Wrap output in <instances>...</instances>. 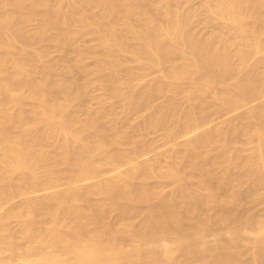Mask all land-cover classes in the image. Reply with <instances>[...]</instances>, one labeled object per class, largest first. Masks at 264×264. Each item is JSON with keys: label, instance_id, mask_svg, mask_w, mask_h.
<instances>
[{"label": "bare ground", "instance_id": "bare-ground-1", "mask_svg": "<svg viewBox=\"0 0 264 264\" xmlns=\"http://www.w3.org/2000/svg\"><path fill=\"white\" fill-rule=\"evenodd\" d=\"M84 2L90 10L95 7L101 12L88 16L78 0H0V11L12 8L0 12V210L15 195L28 196L17 208L0 215V233L7 231L11 219L22 220L18 238L23 245L8 241L11 235L0 236V249L5 245L11 255L24 247V253L41 255L43 264H242L237 249L243 229L233 231L228 244L212 247L201 225L206 210L215 212V207L218 222L251 227L247 221V225L240 224L227 209L239 207L249 197L258 205L264 203V106L245 108L241 115L225 119L254 97L264 95V57L255 60L264 54V1H205L206 13L213 15L210 23L225 20L235 33L230 38H218V34L214 38L215 33L212 37L209 33L207 38L202 35L204 39L188 27L191 18L176 8L177 0ZM32 23L38 25L34 38L40 42L49 31H57L63 44H68L67 40L78 38L74 37L77 31H69L75 25L91 38L105 39L106 47L100 45L104 49L93 55L101 89L112 99L121 98L123 111L126 108L139 115L151 111L150 116L144 114L146 119L136 127L130 123L118 127L116 122L109 127L113 120L105 121L111 111L94 112L85 105L91 96L89 75L76 80L67 78V73V77L63 73L53 76L54 66H38L44 53L16 47L17 42L32 44L25 36ZM126 57L147 64L126 69L124 74L132 82L144 78L149 69H158L163 76L127 94L119 92L122 75L117 69ZM77 59L70 64L64 60L68 63L64 71L74 63L66 71L74 74L71 78L86 70L83 62L88 58ZM161 99L164 101L159 104ZM27 101L35 102L28 110ZM76 102L88 115L85 120L79 117L81 112L73 110ZM10 103L17 109L12 110ZM221 119L225 121L214 125ZM202 127L210 128L191 136ZM160 132L166 144L177 142V149L169 150L170 163L160 167L138 163L139 157L155 151L150 135ZM238 144L256 146L252 155L246 156V149ZM183 152L186 155L179 157ZM163 161L169 160H159ZM157 178L180 185L160 203L151 204L135 226L133 218L138 211L131 205L145 206L166 193L163 182L154 184ZM89 179L97 181L80 184ZM58 182L67 186L63 192L57 189L56 194L30 197L45 186L55 188ZM110 217L116 220L112 224L107 221ZM44 220L52 226L48 228ZM43 223L46 233L40 228ZM253 232L259 246L254 261L263 264L264 221L258 222ZM2 259L0 264H18Z\"/></svg>", "mask_w": 264, "mask_h": 264}, {"label": "rangeland", "instance_id": "rangeland-1", "mask_svg": "<svg viewBox=\"0 0 264 264\" xmlns=\"http://www.w3.org/2000/svg\"><path fill=\"white\" fill-rule=\"evenodd\" d=\"M84 1H86V0H83V2ZM154 1H157V3L158 2H161V0H154ZM178 2H177V5L179 6H176V8L177 9H179V11L181 10V14L182 15H186V16H188V17H190L191 18V21H190V23H189V25L192 27L193 26V28H191L190 26H188L190 29H192L193 30V32L195 33V35L197 36L198 35V37L199 36H202V35H205V37H206V35L207 34H211V37H212V35L214 34V38H217L215 35H219V37L218 38H220L221 36L223 37V36H225V37H227L228 36V38H230L231 37V34L234 36V33H235V29L233 30V25H230L231 23H229V22H226L225 20H221V19H216L213 23H210L211 22V19H209V18H211L212 16H211V14L209 13V12H207L206 13V7H204L205 5L204 4H206V2L205 1H211V0H177ZM264 1V0H263ZM78 2H80V4L83 6V5H85V6H83V8H85V9H83L87 14H89L88 16H91V15H94V14H99V12H101V10L99 9V8H97V9H99V10H97L95 7H92V9L90 10V8H91V6H87V4H86V2H82V0H78ZM203 7H204V11H203ZM5 8V7H4ZM3 8V10L2 11H0L1 13H7V12H10L11 10L10 9H12L11 7H10V9H9V6L8 7H6L5 9ZM88 8V9H87ZM95 8V9H94ZM66 9V10H65ZM64 9V11H69V8L67 9V8H65ZM10 10V11H9ZM88 12H90V13H88ZM86 13H84V14H86ZM185 13V14H184ZM195 13H197V14H195ZM86 14V15H87ZM196 16H195V15ZM163 21V22H162ZM162 23H164L165 22V19H162ZM209 22V23H208ZM208 24V25H207ZM211 24H212V26L213 27H211ZM38 25H37V23H35V24H30V25H28V27L25 29V36L26 37H28V39H30L31 41H32V44L30 45V46H28V44L27 45H25V44H23L22 42H17L16 43V47L19 49V50H22V51H26V52H30V53H32V52H34V53H36V54H38L39 53V55H41V54H43L44 53V57H43V55H42V57H41V61L44 63L43 65H42V62L40 61V62H38V66H39V63H41L40 64V66H39V68L40 67H42V66H45L44 68H48V67H53L54 66V69L52 68V71H51V74L54 76V75H59V74H62L63 73V75H65L66 73H67V75H68V77H67V75H65L67 78H69V79H74V80H76L78 77V79H81V78H84L85 79V77H87L88 75H89V77H87V79L88 80H90V81H88L87 80V82H88V84H89V86H88V88H90V90L88 89V92H89V94L91 95H89L90 97H88V100L86 101V99L84 100V102L86 103H84L85 105H89L88 107H91V110H93L94 112H99V110L100 109H102V110H100V112L101 111H106V112H112L113 114H111V117H109V119H107V121H105V122H111V120H113L111 123H113V124H111L110 123V125H109V127H113V125H114V122H116V123H118L117 125H118V127H124V125H128L129 123V125L131 126V127H136L135 125H139V124H141L146 118H148L149 116H150V114H151V111H145V112H142L141 114H143V120H142V118H140V116H141V114L139 115V113H133V112H131V111H128V109H124V111H123V105H121L122 103V99L121 98H114V99H112V97L110 96H108V95H110V93L109 92H105V90L104 89H101L102 88V86H101V84H100V81L98 82L97 81V79H99V76L100 75H98V71H96L98 68H97V62H96V60H95V56H94V58H93V55L94 54H96L95 52H97V53H100L101 51H102V49H104L105 47H106V41H105V39H103V38H100V37H97V36H93L92 35V38L89 36V34H87L86 33V30L84 31V29L83 30H80V31H84L83 33H86L87 35H88V37H86L87 35H85L84 37H83V33H81L78 29H82L79 25L77 26V25H75L76 27H74V26H71L70 27V29H69V31H72V30H74V33L77 31V32H79L78 34H77V32H76V36H74V37H78L77 39L76 38H72V39H69V40H67V41H69L68 42V44L67 43H65L64 42V44H63V41H61V39L59 38L60 36H59V33L56 31H49V33H47V38L44 40V39H42L43 41L42 42H40L41 40H39V41H37V40H35L37 37V34H35V33H37V31H38V27H37ZM209 26V27H208ZM37 27V28H36ZM72 27H74L75 29H72ZM194 28L196 29V32L198 33H196L195 32V30H194ZM37 30V31H36ZM233 31H234V33H233ZM81 33V35L79 36V34ZM201 34V35H200ZM227 34V35H226ZM229 34V35H228ZM34 35H35V37L36 38H34ZM78 35V36H77ZM209 35H207V37H208ZM94 37H95V39H94ZM204 36H202V38L201 37H199V38H201V39H204L205 38ZM206 37V38H207ZM31 38H33L35 41H37L35 44H33L34 43V40H32ZM59 39V40H58ZM98 39V40H97ZM72 40V41H71ZM76 40V41H75ZM99 40H100V42H99ZM59 41V42H58ZM66 41V42H67ZM72 42V43H71ZM99 43V44H98ZM59 44V45H58ZM103 44V45H102ZM65 45V46H64ZM67 45H68V47H67ZM71 45V46H70ZM73 45V46H72ZM100 45H102V46H104V48L102 47V46H100ZM59 47H60V49H59ZM65 47V49L64 50H62L63 48ZM67 47V48H66ZM72 47V48H71ZM78 47V48H77ZM102 47V48H101ZM67 50V52H65ZM72 50V51H71ZM70 51V52H69ZM77 51V53H75ZM95 51V52H94ZM100 51V52H99ZM64 52V53H63ZM72 52H74V53H72ZM83 53V55H84V60L86 59V58H88L87 60H85L83 63H84V65H86V68L84 67V65H83V67H82V69L83 68H85L86 70H87V72H86V70H79L77 73H75V77L74 78H71L72 76H74V74H68V72H66V71H69L70 70V67L75 63V61H76V59L77 58H80L81 56H83L82 55V53ZM85 52H88V53H85ZM90 52V53H89ZM94 52V53H93ZM93 53V54H92ZM64 54V55H63ZM65 54H66V56H65ZM81 55V56H79V55ZM90 54V55H89ZM85 55H89V56H85ZM92 55V56H91ZM264 54H262L261 56H259V58L257 57L255 60H258V59H260V58H262V57H264L263 56ZM76 57V58H75ZM43 59V60H42ZM94 59V60H93ZM63 60V61H62ZM64 60L66 61V60H69V61H66V62H68L69 64H70V61H72V62H74V63H72L71 65H69V69H66V71H64L65 70V68H67V66H68V63H67V65H66V62H64ZM78 60V59H77ZM96 62V63H95ZM145 64L146 63H144V65L143 64H141V65H143V66H145ZM140 65V63H138V62H136L135 60H133L132 58H130V57H126V59H125V62H123L122 63V66L121 67H118V69H117V72L120 74V76H121V81H122V83H120V84H118V88H117V90L120 92L121 91V93L123 92L124 94H127L126 92H130L131 90H133V89H137V88H140V85H142V86H144L145 84L146 85H148V84H152L151 82H155L156 81V79L158 78V79H160V77H162L163 75H162V73H161V71H158V69H154V71H151V70H153V69H149L148 71L149 72H146V74L144 75L145 77L144 78H142L141 80H137V81H131L130 79H129V76H128V74L127 75H125L124 73H127V72H125L126 71V69H127V71H128V69L129 68H132V69H135V68H138L139 66H141ZM46 66H48V67H46ZM65 66V67H64ZM146 66H147V64H146ZM43 68V69H44ZM42 69V68H41ZM54 70V71H53ZM160 70V69H159ZM96 71V72H95ZM65 72V73H64ZM87 74H86V73ZM97 73V74H96ZM80 74V75H79ZM85 74V75H84ZM96 74V75H95ZM83 75V76H82ZM71 76V77H70ZM78 76V77H77ZM82 76V77H81ZM81 77V78H80ZM127 77H128V79H127ZM90 78V79H89ZM124 78V79H123ZM123 79V80H122ZM157 79V80H158ZM155 80V81H154ZM120 81V82H121ZM141 86V87H142ZM119 89H121V90H119ZM264 95H260V96H256V97H254L253 98V100H251L250 102H248V103H246L245 105H243L242 107L243 108H241V110H239V111H237V112H232L231 114H229V115H227L226 117H225V119H227V120H229V119H232V118H234L233 116H235V117H237L238 115H239V113H240V115H241V112L242 113H244L248 108L249 109H252V108H254L255 106L256 107H262V106H264V97H263ZM261 97H263L262 99H261ZM0 100H2V98L0 97ZM164 100L163 99H161L160 100V102L159 101H156V105L158 104V102H159V104H161L162 102H163ZM26 109L28 110L29 108H31L34 104H35V102L34 101H27L26 102ZM76 104H77V107H76V105H75V103L73 104V107H74V105H75V107L77 108H75V109H73L74 111H76V110H78L79 112H77V113H82L81 115H83L82 117H81V115H79V117L82 119V120H85L87 117H88V115H85L86 113L85 112H83V111H80V109H78V104H81V103H79V102H76ZM247 105V106H246ZM259 105V106H258ZM262 105V106H261ZM11 108H12V110H16L17 109V106L14 104V103H10V105H9ZM121 107V109H119ZM123 107V108H122ZM79 108H81V105H80V107ZM104 108H107V109H104ZM245 108H246V110H245ZM110 109V110H109ZM242 109H243V111H242ZM97 110V111H96ZM113 110V111H112ZM115 110V111H114ZM118 113H117V112ZM122 113H121V112ZM128 111V112H127ZM116 113V114H115ZM126 114V115H125ZM129 114V115H128ZM132 114V115H131ZM144 114H145V117L146 118H144ZM148 114V115H147ZM120 115H121V117H120ZM128 115V116H127ZM123 116V117H122ZM85 117V118H84ZM126 119H125V118ZM130 119H129V118ZM137 117V118H136ZM139 117V118H138ZM111 118V119H110ZM122 118V119H121ZM229 118V119H228ZM119 121H118V120ZM141 119V120H140ZM225 119H221V120H219V121H217L218 123H214V125H217V124H219V123H222L223 121H225ZM117 120V121H116ZM125 120V121H124ZM128 120V121H127ZM130 121V122H129ZM222 121V122H221ZM126 122V123H125ZM134 122H135V124H134ZM124 123V124H123ZM123 124V125H122ZM133 124V125H132ZM122 125V126H121ZM211 127V126H210ZM210 127H202V128H200V129H197V130H195L194 132H193V134H191V136L192 137H195V136H197V135H200V134H202L204 131H207ZM205 128V129H204ZM199 130V131H198ZM197 134H196V133ZM202 132V133H201ZM161 134H159V133H157V134H155V133H153L152 135H150V137L151 138H153V140H154V144H155V146H156V149H155V151L154 150H152V151H149V152H147V155H146V153L143 155V157L144 158H142V156H141V158L139 157V159H138V163H143V164H155L156 163V166L157 167H160V165H163L164 166V164L166 165L167 164V162L168 163H170V158L169 157H171L172 155H170L171 153L170 152H172V150L174 151V149H177V142L176 143H165V141L164 140H162V138H161V135H162V132H160ZM200 133V134H199ZM156 135H160V138H158V137H156ZM157 138V139H156ZM156 139V140H155ZM163 141V142H162ZM160 143V144H158L157 145V143ZM164 144V145H163ZM157 146H158V148H157ZM162 146H165V147H163L162 148ZM256 145L254 144V145H251V146H244L243 144H238L237 145V147L238 148H244V149H246V152L244 153L246 156H247V154L248 153H250L251 155H252V152L254 151V147H255ZM251 147V148H250ZM251 149V150H250ZM165 150V151H164ZM169 150H170V152H169ZM250 150V151H249ZM154 151V152H153ZM162 151V152H161ZM166 151L168 152V153H166ZM159 152V153H158ZM164 152V153H163ZM152 155H151V154ZM156 153V154H155ZM165 154V156H168V157H165L164 155H162V154ZM170 153V154H169ZM162 156H161V155ZM166 154H168V155H166ZM186 155V153L185 152H183L179 157H183L182 155ZM249 154V155H250ZM156 156V158H154ZM163 157V158H162ZM165 158V159H164ZM167 158V159H166ZM169 158V159H168ZM155 159H157V161L155 160ZM169 160V161H166V163H164L165 161H163L162 163H160L159 162V160ZM149 162V163H148ZM153 162V163H152ZM159 162V163H158ZM159 164V165H158ZM125 168H126V166H124ZM128 168H130L129 167V165L127 166ZM124 168V169H125ZM128 168H126L127 170H129ZM62 169H65L64 167H62ZM123 169V170H124ZM127 170H125V171H127ZM205 177V176H204ZM91 180V181H90ZM94 180V181H93ZM97 180L96 179H89L88 181H84V183L82 184V183H80L82 186L84 185V186H87L88 184L90 185V184H93V183H95ZM153 181H155L154 182V184H156L157 182L159 183V182H163L164 183V186H163V191L165 190V192L166 193H161L160 195H164L163 197L162 196H159V198H161V199H159V198H155L154 200H152L151 201V203H149V204H146L145 206L144 205H138V204H132L131 206L132 207H134L135 208V210H137L138 211V214H136L135 216L137 217L136 219H135V216H134V218H133V221L134 220H136V221H134L133 223L135 224V222L137 223L135 226H139V224L142 222V220L141 219H143V217H144V215H146L148 212H149V210H150V208L153 206V205H156V203L158 204V202L160 203L161 202V200L163 201V199L164 198H166V197H168V194L169 195H171V194H173V193H175L176 191H175V189H178V186L180 185H178V183H169V182H164V181H162L161 179H154ZM153 181L151 182L152 184H153ZM60 182H62V183H65L64 181H60ZM62 183H57V185L59 184L60 186H58L57 188H56V186L57 185H55V188L53 187V188H49V187H47V186H45L46 187V189L43 187V188H41V189H39L38 191H36L34 194H31V198L32 199H38V198H42V197H44V196H47V195H52L54 192V194H56V191H61V192H63L62 190H65V188L67 187L65 184H62ZM165 185H166V187H165ZM10 186L11 187H14L15 186V183L13 182L12 184H10ZM61 186H62V188H64V189H62L61 188ZM66 186V187H65ZM49 188V189H48ZM248 188V186L246 185V187H245V190ZM58 189V190H57ZM61 189V190H60ZM59 191L57 192V193H59ZM175 191V192H174ZM60 192V193H61ZM26 197H28V196H25V195H15L13 198H11L9 201H7V203L2 207V210H0V215L1 214H5V213H7L8 211H10L11 209H14V208H17L21 203H22V201H24L25 199H26ZM29 197V198H30ZM157 199H158V201H157ZM251 199H254V198H252V197H249L246 201H244V203H242V205H240V206H242V207H230V208H228L227 210H228V214H229V212H232V214H229L230 216L231 215H233V216H231V217H235L234 219H236L237 221H239L240 220V224H243L244 223V225H247V223L251 226V227H248V229H247V227H244V226H241V225H238V224H227V226H226V224H223V223H221V222H218L217 221V218H216V216H217V214H218V210L215 208V207H212L213 208V210H215V212L214 211H212V209L211 208H208V209H210V210H206V213H205V216H204V221H203V223H202V225H201V227H202V230H203V233L205 234V239H206V242L210 245V246H217V245H219V244H223V245H226V244H228L229 242H230V240H231V238H232V236H231V233L233 232V231H236V230H242L243 229V234H242V236H241V238L239 239L240 241L238 242V249H237V251H238V253H239V259H240V261H241V263L242 264H252L251 263V261L253 262L254 261V257H255V255L257 254V252H258V250H259V248H257V247H259L258 246V244H257V241H256V233L255 232H253L252 233V231H254V226L258 223V222H260V221H264V203L263 204H256V203H254L253 202V200H251ZM154 204H153V203ZM251 202V203H250ZM253 203V204H252ZM151 204H152V206H151ZM252 204V205H251ZM255 204V205H254ZM139 207H138V206ZM258 205V206H257ZM254 206V207H253ZM241 208V209H240ZM245 208V209H244ZM139 209V210H138ZM143 209V210H142ZM144 209L146 210V211H144ZM239 209V210H238ZM247 209V210H246ZM141 211H144V214H143V212L141 213ZM237 211V212H236ZM140 212V213H139ZM146 212V213H145ZM238 214H236V213ZM263 212V213H262ZM209 213V214H208ZM211 213V214H210ZM213 213V214H212ZM216 213V214H215ZM244 214V215H243ZM211 217H210V216ZM214 215V216H213ZM216 215V216H215ZM235 215V216H234ZM243 215V217H241ZM260 215V216H259ZM237 216V217H236ZM254 216V217H253ZM139 217V218H138ZM213 217L214 218H216V220H213ZM110 218H111V220H110ZM110 218H108V222H109V224L111 223H114L116 220H115V218L113 219L114 221H112V217H110ZM239 218V219H238ZM243 219V220H242ZM252 219H253V222H252ZM112 221V222H110V221ZM141 220V221H140ZM213 220V221H212ZM251 221V224H250V222L249 221ZM258 222H257V221ZM45 222V224H47V223H49V225L47 226V225H44V223H43V226L42 227H40L41 228V230H43L42 231V233L43 232H45L46 233V231L48 232V228L49 227H51L52 226V224H51V222L50 221H48V220H44ZM46 221H47V223H46ZM246 221H247V223H246ZM107 222V223H108ZM212 222V223H211ZM214 222V223H213ZM242 222V223H241ZM21 223H22V220L20 219V218H14V219H11L9 222H8V227H7V231L6 232H1L0 233V236L2 237V238H6L7 236L9 237L10 235H11V237L8 239V241H11V242H15V243H17V244H20V243H22V245H23V242H21V240L18 238V231H19V229H20V227H21ZM219 223V224H218ZM208 224V225H207ZM222 224V225H221ZM253 224H254V226H253ZM210 225V226H209ZM214 225V226H213ZM224 225V226H223ZM234 225V226H233ZM48 227V228H46V230L45 229H43L44 227ZM228 226H229V228H230V226L232 227V228H228ZM236 226V227H235ZM204 227V228H203ZM234 227V228H233ZM240 227V228H239ZM243 227V228H242ZM208 228V229H207ZM247 229V230H246ZM210 231V232H209ZM246 233H245V232ZM244 235H245V237H244ZM255 235V236H254ZM227 237V238H226ZM244 237V238H243ZM253 239H255V240H253ZM216 240V241H215ZM225 240V241H224ZM220 241H222V242H220ZM216 242H218V243H216ZM215 244V245H214ZM255 244V245H254ZM22 245H20L21 247L20 248H22ZM24 249V250H23ZM22 250V251H21ZM21 250H18L16 253H12L11 255L12 256H14V257H12L11 255H10V252L6 249V247H5V245L0 249V259H2L1 257H2V255H4L5 253H9V254H6V255H8L9 257H7L6 255H4L5 257H7V258H3V259H7L6 261H8V262H13V263H16V261L18 262V264H43V262H41L40 261V256H38V254H36L37 256L36 257H34L35 256V254L34 253H32V254H34V255H32V254H30V253H24V251H25V248L23 247ZM240 250V251H239ZM20 251V252H19ZM244 251V252H243ZM256 251V252H255ZM19 252V253H18ZM22 252V253H21ZM240 253H242V254H240ZM26 254H27V256H26ZM248 254V255H247ZM28 259L30 256V258L27 260V259H22L24 256ZM240 255H241V257H242V255L244 256V257H242V258H240ZM253 256V258H252V256ZM22 256V257H21ZM11 257H12V259L14 258H16L14 261L13 260H10L11 259ZM20 257V258H19ZM9 258V259H8ZM251 258H252V260H251ZM2 259V260H3ZM244 259H246V261L244 260ZM249 259V260H248ZM4 260V261H5ZM10 260V261H9ZM42 260V259H41ZM249 262H248V261ZM259 262V263H258ZM254 261L253 263L254 264H261V262L260 261ZM189 264H194L195 262H193V261H189L188 262ZM187 263V264H188ZM263 264H264V262H262ZM17 264V263H16Z\"/></svg>", "mask_w": 264, "mask_h": 264}]
</instances>
